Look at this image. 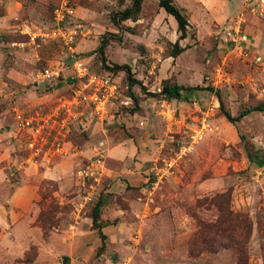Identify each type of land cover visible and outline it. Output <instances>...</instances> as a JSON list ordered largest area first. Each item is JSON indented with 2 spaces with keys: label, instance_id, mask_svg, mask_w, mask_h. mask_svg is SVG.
Here are the masks:
<instances>
[{
  "label": "rangeland",
  "instance_id": "374dc122",
  "mask_svg": "<svg viewBox=\"0 0 264 264\" xmlns=\"http://www.w3.org/2000/svg\"><path fill=\"white\" fill-rule=\"evenodd\" d=\"M69 3L78 57L91 72L111 71L118 98L109 122L85 115L72 128L69 155L28 163L15 113H44L66 96L68 71L46 84L34 76L70 61L56 44L36 47L22 33L49 28L56 0H0V264H264V112L231 124L218 105L231 117L264 105V0H244L221 21L208 8L203 20L190 14L176 56L177 33L154 0ZM124 11L131 17L121 20ZM238 20L245 34L260 31L252 43L259 64L218 47L215 26ZM163 83L180 86L182 98L161 97ZM118 144L127 148L113 158ZM98 149L102 176L77 180ZM97 201L99 229L91 226Z\"/></svg>",
  "mask_w": 264,
  "mask_h": 264
},
{
  "label": "built area",
  "instance_id": "2783aa9c",
  "mask_svg": "<svg viewBox=\"0 0 264 264\" xmlns=\"http://www.w3.org/2000/svg\"><path fill=\"white\" fill-rule=\"evenodd\" d=\"M249 5L247 2L249 10L254 11ZM73 16L74 9L69 0H56L49 28L30 30L25 27L22 31L31 45L38 47L36 42L56 44L70 61L69 64L42 67L34 76L35 83L46 84L57 81L63 72L68 71L66 81L70 88L66 96L58 99L47 112L15 113V125L26 137V161L30 164L39 162L48 166L54 159L69 155L72 150L67 146V138L72 128L82 125L85 115L96 122L104 121L113 101L118 98V86L111 71L91 72L78 57L75 44L80 26L71 23ZM214 37L219 48L225 49L228 56H234L241 63L261 62L259 55L253 52L251 40L242 31L241 20L215 26ZM219 82V78L216 79L213 86L216 87ZM120 103L126 105L130 100L125 99ZM103 172V151L98 149L75 170L74 175L77 180L97 181Z\"/></svg>",
  "mask_w": 264,
  "mask_h": 264
},
{
  "label": "trees",
  "instance_id": "16d2710c",
  "mask_svg": "<svg viewBox=\"0 0 264 264\" xmlns=\"http://www.w3.org/2000/svg\"><path fill=\"white\" fill-rule=\"evenodd\" d=\"M157 1V6L158 8H161L166 14L170 15L173 17V19L176 22V32H177V39L175 43L173 44V56H176L179 54L183 48H179L177 46V42L180 40H183L186 36V27H187V20L185 16L181 13V11L173 4L171 0H156ZM141 0H133L134 6L139 5ZM135 13L138 12V8H135L134 10ZM131 17V12L130 11H124L121 15V20H126ZM108 70V69H107ZM202 90H207L209 92H212V90L209 87L205 88H200ZM182 88L178 85L175 84H166L163 83L160 87L159 95L163 97L166 100H180L182 98L181 95ZM217 99H218V93H216ZM134 105L137 104L136 100L133 99ZM219 109L221 111V114L225 118V120L231 124L236 123L239 121L242 117L247 115L250 112H264V105H258L252 108L248 109H243L238 113L237 116L231 117L226 111L222 109V102L219 99ZM101 206V203L97 201L95 205L92 208L91 211V226L95 229H99V221H98V214H99V208ZM99 237L102 238L103 235L98 233Z\"/></svg>",
  "mask_w": 264,
  "mask_h": 264
},
{
  "label": "crops",
  "instance_id": "0c3cea01",
  "mask_svg": "<svg viewBox=\"0 0 264 264\" xmlns=\"http://www.w3.org/2000/svg\"><path fill=\"white\" fill-rule=\"evenodd\" d=\"M154 1L157 3L156 0ZM171 1L185 16L187 20V24H189V26L190 24H193V22L189 18L190 14L192 15V13L195 14V17H198V20L200 21L201 18L202 20L204 19L203 16L204 14L207 13L205 10L208 8L209 14L211 15V17H213L214 20L221 21V20H224L225 18L234 16L240 10V7H242L244 3V0H171ZM157 9H158L157 16L161 19H165L168 22L170 28L173 29L175 33H177L176 32V22L173 19V17L166 14L161 8H157ZM199 10L204 11L202 16L198 13ZM137 22H139L138 19H137ZM259 34H260V31L256 30L255 34H253L254 35L253 37L247 34L246 35L249 37V39L253 43V41L255 40V38L259 36ZM186 36H187V33H186ZM184 93L185 91L182 90L181 95L183 96ZM186 93L190 95V91H186ZM107 117L105 118V121L107 120L106 122H109L110 120H108ZM122 145L124 144H118V146L110 148L108 150V155H110L113 158H118L119 155L124 153L122 149L127 148V147H123ZM132 149L133 147L129 148L131 152H132ZM54 175L58 176L60 175V172H55Z\"/></svg>",
  "mask_w": 264,
  "mask_h": 264
}]
</instances>
